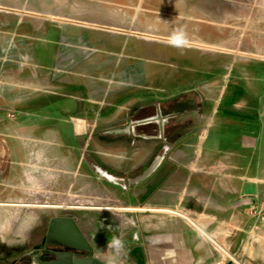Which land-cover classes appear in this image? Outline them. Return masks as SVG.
<instances>
[{
	"label": "crops",
	"instance_id": "0c3cea01",
	"mask_svg": "<svg viewBox=\"0 0 264 264\" xmlns=\"http://www.w3.org/2000/svg\"><path fill=\"white\" fill-rule=\"evenodd\" d=\"M232 1L253 3L247 13H231L233 18L247 17L242 33L249 34L247 42L232 49L258 52L233 59L220 82L211 79L206 87L166 100L124 102L101 115L89 108L82 112L81 123L67 116L78 110L74 96L57 97L49 106L37 104L39 110L51 112V163L66 170L64 187L58 180H51L50 187L82 195L91 187L97 193H119L114 221L125 238L130 232L129 258L111 262L105 258L108 252L101 256L95 251L99 259L112 264H264V0ZM239 65L240 75L235 72ZM79 130L81 137L76 136ZM165 142L171 151L161 158ZM85 144L88 153L82 154ZM6 157L0 180L15 185L0 186V248L12 237L30 238L22 234L26 229L41 234L37 217L10 229L18 217L10 216L9 206L42 204L20 202L28 191L23 173L31 156L26 148L17 144ZM75 172L76 190L69 179ZM67 205L92 210L98 223L109 220V207ZM66 216L75 219L90 241L84 217ZM222 249L236 261L227 259Z\"/></svg>",
	"mask_w": 264,
	"mask_h": 264
},
{
	"label": "rangeland",
	"instance_id": "374dc122",
	"mask_svg": "<svg viewBox=\"0 0 264 264\" xmlns=\"http://www.w3.org/2000/svg\"><path fill=\"white\" fill-rule=\"evenodd\" d=\"M251 5L232 0H0V164L22 144L31 158L23 173L28 191L20 202L42 204L9 206L10 216L18 217L10 229L37 217L41 234L26 229L22 234L30 238H10L9 245L0 248V264H37L32 252L46 234L49 219L66 215L84 217L96 254L108 252L105 258L111 262L128 261L130 232L125 238L114 221L117 191L97 193L91 187L82 195L50 187L51 180L64 187L66 170L51 163V112L39 110L37 104L49 106L57 97L74 96L78 110L67 116L81 123L82 112L89 108L101 115L124 102L166 100L206 87L211 79L220 82L233 59L258 52L232 49L247 42L249 34L242 33L247 17L233 18L231 13H247ZM235 72L241 74L240 65ZM77 132L81 137L83 130ZM87 149L85 144L82 154ZM170 151L165 142L159 155ZM69 179L76 190L77 173H70ZM14 185L0 180L2 187ZM82 202L109 207L104 210L109 220L98 223L92 210L67 205ZM104 224L106 229L100 230Z\"/></svg>",
	"mask_w": 264,
	"mask_h": 264
},
{
	"label": "water",
	"instance_id": "95a60500",
	"mask_svg": "<svg viewBox=\"0 0 264 264\" xmlns=\"http://www.w3.org/2000/svg\"><path fill=\"white\" fill-rule=\"evenodd\" d=\"M55 245L64 249L47 250V247ZM41 247L45 249L38 254ZM33 254L37 264H112L96 257L93 245L75 219L68 216L50 219L44 241L35 247Z\"/></svg>",
	"mask_w": 264,
	"mask_h": 264
},
{
	"label": "flooded vegetation",
	"instance_id": "af4514ba",
	"mask_svg": "<svg viewBox=\"0 0 264 264\" xmlns=\"http://www.w3.org/2000/svg\"><path fill=\"white\" fill-rule=\"evenodd\" d=\"M46 233H47V229H46ZM45 236H46V234H45L44 237L40 240V243L34 246V250H33V252L35 251V247H36V246H38V245H40V244L43 243ZM44 249H45L44 247L39 248V250H38L39 253H38V254H41V253L43 252ZM63 249H64V248H63L62 246H59V245L49 246V247H47V250H54V251H59V250H63ZM33 252H32V255H33V257H34Z\"/></svg>",
	"mask_w": 264,
	"mask_h": 264
},
{
	"label": "built area",
	"instance_id": "2783aa9c",
	"mask_svg": "<svg viewBox=\"0 0 264 264\" xmlns=\"http://www.w3.org/2000/svg\"><path fill=\"white\" fill-rule=\"evenodd\" d=\"M171 212H173V213H177V214H179V215H182V216H186L184 213H182V212H179V211H177V210H171ZM222 251L224 252V254H225V257L227 258V259H229V260H234V261H236L235 259H234V257L231 255V253H229L227 250H225V249H222Z\"/></svg>",
	"mask_w": 264,
	"mask_h": 264
}]
</instances>
